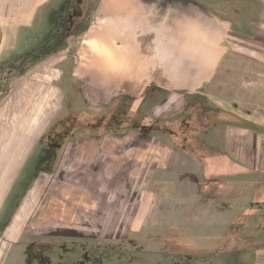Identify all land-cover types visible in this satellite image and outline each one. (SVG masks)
<instances>
[{"label":"crops","instance_id":"obj_1","mask_svg":"<svg viewBox=\"0 0 264 264\" xmlns=\"http://www.w3.org/2000/svg\"><path fill=\"white\" fill-rule=\"evenodd\" d=\"M60 1L0 0V219L11 198L17 199L13 220H21L27 207L35 220L45 219L51 205L78 219L73 202L93 210L95 220L111 219L125 197L132 204L125 219L140 228L145 220H177L175 235L190 237L184 251L222 252L224 264H264V127L219 122L204 128L195 152L163 129L212 75L230 38L264 48V24L253 23L248 34L234 30L217 11L219 0H97L87 30L5 76L2 67L29 50ZM257 11L264 16V0ZM70 95L99 111L119 97L140 100L156 121L141 134L146 129L68 139L56 169L63 174L24 186L25 171H44L35 162ZM44 156L49 159L48 151ZM86 171L93 174L82 175Z\"/></svg>","mask_w":264,"mask_h":264},{"label":"rangeland","instance_id":"obj_2","mask_svg":"<svg viewBox=\"0 0 264 264\" xmlns=\"http://www.w3.org/2000/svg\"><path fill=\"white\" fill-rule=\"evenodd\" d=\"M96 2L97 0H61L58 6L47 13L38 38L30 39L29 50L15 63L2 67L5 76L11 75L17 67L22 71L37 62L38 59L43 58L40 56L42 52L60 43L59 38L64 33V28L60 29V26L65 20V12H69L71 7L74 6L76 11L83 10L82 18L76 21V26L70 28L71 33L73 32L72 36L87 30L93 20L91 15L93 9L90 11V8ZM216 4L217 11L224 12L222 14L231 20L234 30L241 27L248 34L247 30L252 29L250 25L253 23L257 22L262 26L264 24V16H257L260 0H219ZM81 28L84 30L81 31ZM259 38L264 43V32H261ZM228 42L229 45L222 46L220 61L212 75L188 98L183 114L173 120L174 123L169 124L168 129L163 128L183 148L199 151L201 134L219 122L222 124L240 122V124L264 127V48L254 44L240 46L232 38ZM138 101L132 103L131 100L119 97L113 105L99 111L83 105L82 100H78L77 96L70 95L65 101V110L57 115L53 127L49 129L52 138L49 137V140L42 144L43 153L39 154L40 158L35 162L37 169L44 171H25L21 183L24 182L23 185L27 186L36 177L37 182L42 185L45 179L50 180L54 176L58 178L63 174V171L56 169L68 139L105 130L122 132L121 134L124 135L139 132L142 128L146 130L140 134L147 132L156 119L152 114V107ZM183 139H186V142L181 144ZM46 151L49 154L48 160L42 159ZM71 174L72 172H69L67 175ZM88 174L93 173L86 171L82 175L88 176ZM67 175L65 179H68ZM44 188L43 190H48V187ZM124 198L117 204L118 209L116 208L111 219L101 220L90 217L93 215V210L82 209L83 205H78V202L71 204L73 210L79 207L78 219L70 217L66 210L62 211L57 205H51L50 213L45 219L35 220L32 217L35 215L32 207H27L21 215V220H13L10 219L13 215L11 211L17 199L11 198L7 204L6 218L0 219V262L7 261L6 264H224L225 256L222 252L184 251L187 248L184 245L188 242L186 239L190 237L185 239L175 235L174 228L178 221L173 218L145 220L141 228L140 225L137 226L139 223L134 221V224L132 220L125 219L132 204L126 203ZM102 199L104 200V197ZM92 200V195L86 197L88 203ZM104 206L106 208V205ZM111 206L114 205L107 204V208L110 209ZM51 214L56 215L57 218L49 219ZM102 214L106 215L104 211ZM58 215L61 217L58 218ZM81 215L82 220L79 219ZM5 229H8V234L3 235ZM176 232L179 233L177 228ZM233 260L236 261V256Z\"/></svg>","mask_w":264,"mask_h":264},{"label":"trees","instance_id":"obj_3","mask_svg":"<svg viewBox=\"0 0 264 264\" xmlns=\"http://www.w3.org/2000/svg\"><path fill=\"white\" fill-rule=\"evenodd\" d=\"M75 7H71L69 12H65V20H63L62 22V25L60 26V29H62V27L64 28V33L63 35H61V37L59 38L60 39V43H57L56 46H53L52 48H48V50L42 52L40 54L41 57H44L46 56L47 54H50L52 53L53 51H56L58 49H60L62 46H63V43L64 41L66 40V38H68L69 36H72V33H71V27L72 26H76L77 24V20L81 19L83 16V10L79 9V11H76L74 9ZM79 23V22H78ZM82 30V28H81ZM55 39V38H54Z\"/></svg>","mask_w":264,"mask_h":264}]
</instances>
